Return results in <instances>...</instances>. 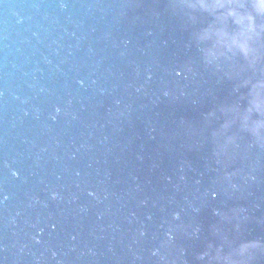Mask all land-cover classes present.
<instances>
[{
    "label": "water",
    "instance_id": "1",
    "mask_svg": "<svg viewBox=\"0 0 264 264\" xmlns=\"http://www.w3.org/2000/svg\"><path fill=\"white\" fill-rule=\"evenodd\" d=\"M210 19L177 0H0V264L95 263Z\"/></svg>",
    "mask_w": 264,
    "mask_h": 264
},
{
    "label": "clouds",
    "instance_id": "2",
    "mask_svg": "<svg viewBox=\"0 0 264 264\" xmlns=\"http://www.w3.org/2000/svg\"><path fill=\"white\" fill-rule=\"evenodd\" d=\"M181 7L199 9L207 13L211 19L196 34L197 41H208L207 46L200 49L202 61L205 65L212 66L216 71L224 75H231L237 65L222 64V59L232 61L239 55L248 64L254 66L262 58L264 50V0H177ZM63 7V5H61ZM261 77L254 82L245 77L242 85H249L248 104L244 108L242 127L246 126L256 141L264 145V67L260 69ZM58 110V109H57ZM257 114L256 119L249 123L251 114ZM211 113H209L210 115ZM231 121L225 122L221 132H213L214 136L223 135ZM220 154L227 156L230 149L239 147L233 135H224L218 143ZM226 176L230 175L225 173ZM236 187V185H233ZM178 216V213H174ZM141 235L143 233L141 232ZM211 247V245H209ZM259 241H243L239 244L236 254L220 255L211 257V260L224 264H251L254 255L250 249L260 248ZM247 253V255H246ZM206 252L200 253L203 259Z\"/></svg>",
    "mask_w": 264,
    "mask_h": 264
}]
</instances>
